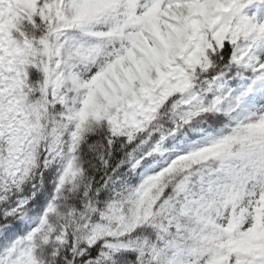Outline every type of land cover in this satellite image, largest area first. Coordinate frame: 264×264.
Instances as JSON below:
<instances>
[{"label": "snow or ice", "instance_id": "6c2138e0", "mask_svg": "<svg viewBox=\"0 0 264 264\" xmlns=\"http://www.w3.org/2000/svg\"><path fill=\"white\" fill-rule=\"evenodd\" d=\"M0 264H264V0H0Z\"/></svg>", "mask_w": 264, "mask_h": 264}]
</instances>
